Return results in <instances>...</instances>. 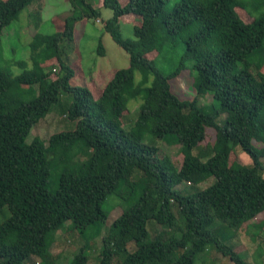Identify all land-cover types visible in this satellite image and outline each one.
Returning a JSON list of instances; mask_svg holds the SVG:
<instances>
[{
  "label": "trees",
  "instance_id": "obj_1",
  "mask_svg": "<svg viewBox=\"0 0 264 264\" xmlns=\"http://www.w3.org/2000/svg\"><path fill=\"white\" fill-rule=\"evenodd\" d=\"M33 1L0 0V44L3 28ZM68 1L61 29L36 31L27 58L15 60L21 72L0 70V209L10 212L0 222V264H27L30 255L55 264L51 246L64 228L86 239L69 264H88L109 195L122 208L101 237L98 264H202L211 249L251 264L229 238L245 224L255 240L261 228L249 221L264 211V11L245 22L237 7L251 13L243 0ZM99 6L112 11L103 28L129 65L96 84V97V80L77 76L78 59L71 62L67 50L76 23L99 19ZM120 22L131 23L133 37L122 36ZM97 51L105 52L101 42ZM188 65L194 91L181 98L171 79ZM207 94L216 105L201 101ZM132 99L137 115L125 129ZM54 104L72 128L45 145L26 142ZM158 140L179 144V166L159 152ZM238 152L251 162L230 159Z\"/></svg>",
  "mask_w": 264,
  "mask_h": 264
},
{
  "label": "rangeland",
  "instance_id": "obj_2",
  "mask_svg": "<svg viewBox=\"0 0 264 264\" xmlns=\"http://www.w3.org/2000/svg\"><path fill=\"white\" fill-rule=\"evenodd\" d=\"M177 0H171L167 7H171ZM251 15L240 7L238 8L239 15L242 20L249 22L252 17L260 15L264 11V4L262 0H243ZM39 0H34L28 7H26L19 16L6 26L2 30L1 44H0V70L9 73L10 75H17L21 72V68L17 66L15 60H23L28 56V42L35 32L51 33L61 29L63 18L70 13V3L68 0H43V7L40 11L37 10ZM97 4V3H96ZM95 5V4H94ZM96 7H98L96 5ZM101 15L99 19L93 16H88L83 21H78L75 25L77 35L73 36L70 41L71 48L68 51L69 60L71 62L78 59L77 72L81 75V71L85 76L96 80L92 86V93L96 97L99 95V89L97 85L101 87L109 79V75L119 68H124L129 65V57L126 51L120 47L111 36L104 31L103 22L101 19H106L111 16L112 11L104 6H99ZM120 31L123 37H133L131 23L120 22ZM78 36V37H76ZM101 42L105 52L99 54L97 51L98 44ZM259 58V57H257ZM157 63L160 65L161 60L158 59ZM241 62L238 64V66ZM252 68L255 67L252 64ZM30 66V62H28ZM264 69V67H263ZM193 73L190 72V66L183 70L181 74L171 79V88L179 97L188 98L194 91L192 86ZM139 79V73L135 74ZM86 78V77H85ZM90 80V81H91ZM102 80L100 84L98 81ZM76 83V79H74ZM69 99L70 96H67ZM137 100L132 99L127 104V110H124L123 114L126 116L122 118V125L125 129L130 128L133 123V119L137 115ZM202 102L214 103L211 96L207 94L201 98ZM65 102L62 101V104ZM129 108V109H128ZM223 117V115L221 116ZM133 120V121H132ZM72 121L66 119L60 106L54 104L51 107L50 112L43 118L42 122L31 128L29 134L26 137V142L31 139L36 140L41 145L47 144L48 137L57 131L72 128ZM209 135H213V129H207ZM149 135L145 136V141ZM208 136L204 139L208 140ZM204 141L202 142V144ZM157 145L159 152L167 154L176 166L180 165L182 154L180 153L179 144L166 143L163 140H158ZM241 160L244 163L249 164L250 158L242 152H238V155L231 156ZM56 180L52 178L51 185L55 184ZM213 182V177H210L202 182H199L194 187H191L188 192H192L196 189L203 188ZM184 188L189 186L183 183ZM182 186V185H181ZM121 203L119 197L115 195H109L103 203V209L110 210L108 218L105 224H102L100 234L95 240L88 241L90 248L88 250L89 261L88 264L99 263V249L101 246V237L106 234L108 225L110 222L121 213ZM10 212L7 206H3L0 209V222L9 216ZM68 223V222H67ZM249 223L254 228H261L256 235L255 240L252 239L250 234L246 232L245 224L243 227L234 233L229 238V242L236 247L243 254L251 264H264V211L257 214ZM225 228V227H224ZM223 228V229H224ZM94 227H88L87 231L91 234ZM229 230V229H228ZM233 232V231H232ZM231 232V233H232ZM179 233V232H178ZM64 235V236H63ZM88 236V235H87ZM222 237V234H221ZM86 239L81 237L76 230H67L66 228L56 232V239L51 246V253L55 256L59 255L55 260V264H69L74 256L77 248L85 243ZM226 241V240H225ZM229 243L228 241H226ZM258 246V247H257ZM261 248V253L259 251ZM132 246H130V249ZM27 264H39L40 257L33 255L28 256L25 259ZM202 264H234L229 261L227 257L222 256L220 253L211 249L207 252Z\"/></svg>",
  "mask_w": 264,
  "mask_h": 264
}]
</instances>
